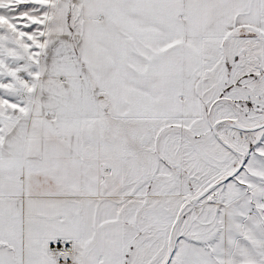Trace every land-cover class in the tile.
<instances>
[{
  "label": "snow or ice",
  "instance_id": "6c2138e0",
  "mask_svg": "<svg viewBox=\"0 0 264 264\" xmlns=\"http://www.w3.org/2000/svg\"><path fill=\"white\" fill-rule=\"evenodd\" d=\"M0 264H264V0H0Z\"/></svg>",
  "mask_w": 264,
  "mask_h": 264
}]
</instances>
